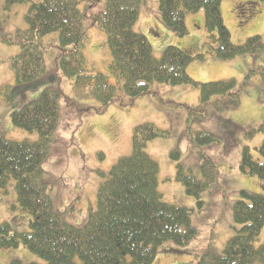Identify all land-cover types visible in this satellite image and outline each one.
<instances>
[{
    "label": "trees",
    "instance_id": "16d2710c",
    "mask_svg": "<svg viewBox=\"0 0 264 264\" xmlns=\"http://www.w3.org/2000/svg\"><path fill=\"white\" fill-rule=\"evenodd\" d=\"M82 1L85 3L80 6ZM102 1L103 9L95 11ZM146 1L4 0L7 10L15 4L30 2L25 14L26 27L0 38L17 51L0 59V65L7 62L15 78L14 83L0 87V96L12 103V124L29 135L14 139L0 128V191L5 193L9 182L14 180L18 206L30 218L26 231H13L9 222L0 225L1 249L22 246L44 260V263L31 264H153L158 248L165 242L186 244L198 234L192 221L193 209L165 201L158 189L161 168L147 148L154 139H168L171 134L151 122L134 127L130 155L121 156L108 170L102 166L96 168L101 182L96 191V205L91 204L86 222L75 225L63 219L55 209V192H52L58 181H53L46 163L55 143L61 98L65 94L55 82L41 93L38 91L49 71V56L59 73L75 77L74 97L66 102L79 118L114 104L132 106L138 97L156 93L154 84H198L201 99L188 110L185 136L201 146L200 161L198 165L186 167L181 162L182 149L175 147L170 151L176 162L175 179L183 184L187 194L195 196L199 208L204 206L203 195L207 192L222 191L227 199L219 165L202 149L220 136L195 131L193 124L207 118L211 103L218 112L237 107L241 92L248 90L250 81L192 80L186 72L192 56L182 46L170 45L161 57H156L148 38L134 29ZM263 1L234 0L240 23L258 14ZM158 3L163 22L180 37L188 31L187 14L204 9L206 24L219 31L209 50L213 52L215 47L218 58L228 59L264 49V37L260 35L249 37L242 45L231 41L219 9L221 0H158ZM93 27L107 35L111 53L109 73L91 72L88 67L92 61L86 59L84 49ZM51 48L55 49L49 52ZM110 74L116 78L115 82L110 80ZM57 79H63L61 74ZM31 86L38 97H30L25 102L21 92ZM92 100L98 102V107L91 105ZM263 130L264 124L251 131V135ZM259 151L262 161L254 160L250 149L245 147L240 168L258 177L263 192L242 191L241 199L229 203L235 222L242 227L223 250L209 244L197 256V264H264V243L255 245L264 228V141ZM98 154L101 159L104 157L102 152ZM74 191L85 193L80 189Z\"/></svg>",
    "mask_w": 264,
    "mask_h": 264
},
{
    "label": "rangeland",
    "instance_id": "374dc122",
    "mask_svg": "<svg viewBox=\"0 0 264 264\" xmlns=\"http://www.w3.org/2000/svg\"><path fill=\"white\" fill-rule=\"evenodd\" d=\"M3 2L4 0H0V38L18 28L26 27L25 14L30 5V2L15 4L7 10L4 9ZM83 3L85 1H82L80 6ZM103 4V1L98 3L95 11L103 9ZM222 4L227 6V11L226 8L224 9L225 15ZM222 4L220 10L224 25L230 31L231 41L235 45L244 44L251 36L264 37V1L261 3V11L244 24L235 21L234 15L237 14V10H234V3L231 0H226ZM143 11H145L143 14L145 19L139 20L134 25V29L139 27L149 29L151 33L149 41L157 56H161L163 50L170 45L197 46L195 54L198 56H193L192 62L187 66L188 74L194 81L202 83L230 79H236L240 83L244 79L250 81L248 90L241 92V105L229 108L226 112H218L211 103L207 118L196 125L193 124L195 131H206L220 136V139L202 146V149L206 150L219 165L221 184L228 195L227 199L222 196V191L207 192L203 195L205 204L199 208L195 196L187 194L183 184L175 179L176 162L170 155V151L175 147L179 146L182 149L181 162L186 167L198 165L200 161L198 150L201 146L185 136L189 108L196 106L200 98L201 88L198 84L188 83L167 89L160 85L163 83H159L154 86L156 93L140 97L131 109L112 107L111 110L104 112L93 110L79 118L66 102L68 98L74 97V87L70 81H65L63 75H61L63 79L58 81L57 77L60 73L50 56L48 74L42 78L38 88L55 82L57 86H61L65 95L61 98V119L54 133L55 143L51 157L46 163V169L49 170L53 181H58L54 190L55 209L66 221L82 225L88 218L91 204L96 205V191L101 182L96 167L102 166L103 170H108L121 156L131 154L133 127L151 122L161 129L170 131L171 135L168 139L156 138L147 151L151 152L150 154L160 165L158 189L164 200L193 209L192 221L198 229V234L186 244L165 242L158 248L157 258L153 264H197V256L209 244H213L219 251L223 250L226 242L242 227L235 222L230 208V204L242 198L241 192L245 191L249 194L263 192L258 177L242 171L240 165L245 147L250 149L254 160L262 161L259 148L264 141V130L252 135L251 131L258 130L264 124V50L247 54L244 52L228 59L220 56L218 58L214 54L215 47L212 48L213 52L209 50L217 40L219 31L211 29L206 24L204 9L187 14L188 32L183 37H179L161 21L158 0H147ZM105 36L107 37L104 31L93 30L87 53L92 61L89 66L94 71L102 69L103 72L109 73L107 67L111 53ZM15 49V46L4 44L0 39L1 60L7 58ZM54 49L51 48L49 52ZM110 80L116 79L110 74ZM14 82L11 67L7 62H3L0 65V87ZM180 89L196 91L198 94L190 95L189 92L183 93ZM35 92L32 86L26 87L21 92L23 95L21 99L26 102ZM13 97L14 94L12 99ZM91 103L94 107H98L95 100ZM11 106L12 103L7 102L4 96H0V125L7 130L5 131L10 137L23 138L27 132L15 130L11 124L9 117ZM129 109L130 111L126 112ZM99 152L104 155L102 159L99 157ZM79 189L84 190L85 193L74 191ZM15 216L17 219H14ZM29 218L30 215L21 211L18 206L15 181L11 180L6 192L0 191V223L9 222L13 231H26L29 230ZM263 243L264 228L255 245L260 246ZM31 261L44 263V260L25 247L0 248V264L13 262L26 264Z\"/></svg>",
    "mask_w": 264,
    "mask_h": 264
}]
</instances>
